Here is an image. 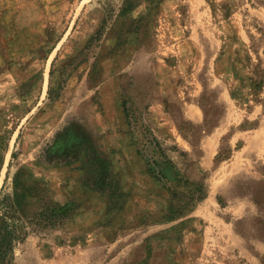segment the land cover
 Instances as JSON below:
<instances>
[{"label": "rangeland", "instance_id": "374dc122", "mask_svg": "<svg viewBox=\"0 0 264 264\" xmlns=\"http://www.w3.org/2000/svg\"><path fill=\"white\" fill-rule=\"evenodd\" d=\"M256 198L264 0H0V211L76 208L12 264H264Z\"/></svg>", "mask_w": 264, "mask_h": 264}, {"label": "trees", "instance_id": "16d2710c", "mask_svg": "<svg viewBox=\"0 0 264 264\" xmlns=\"http://www.w3.org/2000/svg\"><path fill=\"white\" fill-rule=\"evenodd\" d=\"M125 109L128 116L132 118L128 101L125 100ZM140 152H143L149 145L155 144L160 147L157 140H136ZM159 177V176H158ZM159 179V178H158ZM177 185L182 187L181 190L177 189L174 191L173 187L166 186L168 190L177 194H181L183 199L188 202H197L202 200L206 194V188L204 184L190 180V179H179ZM12 199L8 195H4L2 202ZM256 202L260 207H263L264 202L256 198ZM76 211V208L70 207L69 205H54L43 208L40 211L35 212L29 218H25L23 212L16 213L17 210L5 209L0 211V264H12L13 252L17 245L24 241L26 236L29 234L28 227L32 228L33 224L45 227L52 225L62 224L66 219L70 218Z\"/></svg>", "mask_w": 264, "mask_h": 264}]
</instances>
